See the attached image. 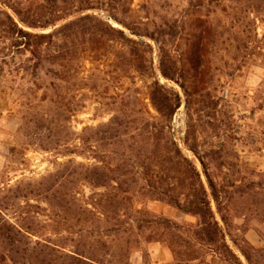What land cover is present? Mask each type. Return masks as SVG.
Segmentation results:
<instances>
[{
	"label": "rangeland",
	"instance_id": "obj_1",
	"mask_svg": "<svg viewBox=\"0 0 264 264\" xmlns=\"http://www.w3.org/2000/svg\"><path fill=\"white\" fill-rule=\"evenodd\" d=\"M0 264H264V0H0Z\"/></svg>",
	"mask_w": 264,
	"mask_h": 264
},
{
	"label": "trees",
	"instance_id": "obj_2",
	"mask_svg": "<svg viewBox=\"0 0 264 264\" xmlns=\"http://www.w3.org/2000/svg\"><path fill=\"white\" fill-rule=\"evenodd\" d=\"M193 50L197 52L196 43L193 44ZM198 63H199L198 60L193 61V66L198 67L199 66ZM153 95H154V100L157 101L156 90L154 91ZM160 103L165 104L164 101H160ZM209 182L212 188V195L215 201L218 203V209L221 212V208L219 204V193L216 189L214 182H212L211 180H209ZM169 203L186 214L191 213L201 216L203 220V226L201 228L200 235L204 240L208 241L210 244L218 245L220 241L225 240V236H222V231L220 229L219 222L216 220L215 214L211 207V203L208 200L207 192L203 184H201V189L198 191L195 200L192 201L191 203L186 204V203H182L180 200H174V199L169 200ZM222 218L225 219L224 216ZM222 247L226 248L227 250L228 249L230 250L226 241Z\"/></svg>",
	"mask_w": 264,
	"mask_h": 264
}]
</instances>
